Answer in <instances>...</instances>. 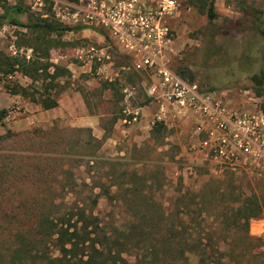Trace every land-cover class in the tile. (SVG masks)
<instances>
[{
	"label": "rangeland",
	"instance_id": "rangeland-1",
	"mask_svg": "<svg viewBox=\"0 0 264 264\" xmlns=\"http://www.w3.org/2000/svg\"><path fill=\"white\" fill-rule=\"evenodd\" d=\"M178 2L182 9L176 20L171 21L175 40L169 61L171 69L178 73L185 68V73L193 74L201 88H214L215 96L231 108L264 114V75L259 83L251 78L264 70V38L254 29L257 24L253 22L256 16L260 17L257 23L264 22V0H215L218 15L212 21L188 0ZM5 3H20L34 14H53L67 25H79L62 18L61 9H53L54 0H0V12ZM20 19L25 22V15ZM20 30L24 32L18 26L4 23L0 28V50L6 54L19 52L28 58L33 52L19 38ZM211 34L214 39L209 41ZM63 40L65 45L50 49V60L70 72L60 78L63 88L56 107L45 110L7 91L5 85L9 80L26 84L30 82L27 77L19 73L8 78L0 75V110H6L0 121V135L6 129L24 132L0 143V158L5 156L10 166L22 170V162L28 160L44 172L29 180L15 179L2 198L16 204L20 197L34 201L43 198L46 202L53 197L56 202L70 204L84 198L87 183L111 186L112 192L117 190L115 196L121 202L127 184L141 185L143 181L148 196L166 211H174L175 223L182 218L194 241L204 244L208 252L203 257L188 252L187 259L175 264H239L230 257L232 237L238 233L222 221V212L227 208L220 194L229 190L232 183L242 196L264 195V155L239 154L235 162L225 164L212 161L198 145L204 135L195 134V119L182 115L171 117L163 139L153 140L150 130L152 122H156V105L151 101L144 103L145 88L153 76L135 70L131 57L104 29L100 32L86 27L78 32L68 31ZM106 82L111 85L105 87ZM134 111L138 112L136 120L128 122ZM86 127L95 138L90 145L86 143V133L78 130ZM61 184L73 186L74 191L50 193L46 189ZM215 184L221 186L215 191V198H203ZM98 190L94 188V192ZM177 198L183 200L178 210L174 207ZM132 208L127 203L121 205L117 199L98 197L95 211L102 220V230L115 232L123 240L124 231L136 222ZM229 215L228 210V218ZM248 232L264 242V216L251 219ZM236 248L239 247L234 246L233 250ZM263 249L264 245L252 249L244 259L239 257L240 264H262ZM152 250H126L121 256L134 262L145 255L148 262ZM235 253L239 256L238 250ZM119 263L116 258L115 264Z\"/></svg>",
	"mask_w": 264,
	"mask_h": 264
},
{
	"label": "trees",
	"instance_id": "trees-1",
	"mask_svg": "<svg viewBox=\"0 0 264 264\" xmlns=\"http://www.w3.org/2000/svg\"><path fill=\"white\" fill-rule=\"evenodd\" d=\"M188 2L205 13L210 21L218 15L215 10V0H188ZM23 15L26 17L25 22L20 19ZM256 20H260V17L256 16L253 21L257 24L254 29L264 38V22L257 23ZM4 23L24 29V32L20 30L19 38L26 41V45L33 52L27 58L19 52L6 54L0 50V75L8 78L19 73L30 80L26 84L9 80L5 85L7 91L13 95H21L45 110L56 107L58 95L63 88L60 78L69 76L70 72L67 67L50 60V49L65 45L63 36L66 32H78L87 26L67 25L53 14L46 16L34 14L28 6L20 3L2 4L0 28ZM94 29L103 32V28L94 27ZM210 39H214V34L210 35L208 40ZM185 72V68L178 71L189 81H194L193 74L187 75ZM263 75L264 70H261L251 78L255 83H259ZM108 85L111 83L106 82L105 87ZM205 90L214 91V88ZM145 98L144 103L151 100L146 92ZM5 115L6 110L1 109V122ZM78 130L86 133L87 144L90 145L95 141L90 128H78ZM166 130L167 127L162 121H156L151 127L150 136L153 140L163 139ZM22 133L24 134L6 129L5 133L0 135V143L18 138ZM27 134L33 133L27 132ZM30 162L28 160L22 162L23 170L14 169L5 156L0 158V198L4 197L3 192L10 188L9 184L15 179L29 180L36 174H44L43 169ZM10 174H13V177H10ZM84 185L87 187L84 189V198L76 199L70 204L62 200L56 202L53 197H50L48 202L43 198L34 201L20 197L16 204L11 203L9 199H0V236H2L0 248L4 249L0 250V263L6 261V264H115L118 258L121 264H139V261L143 262H140L141 264H175L187 259L188 252L208 255L205 245L194 241L182 218H179V221L177 219L175 223L173 215L176 213L166 211L162 204L148 196L143 181L141 185L127 184L126 194L121 198L123 199L121 202L115 196L117 190L112 192L111 186L104 184L89 186L87 183ZM95 187L99 188L97 192H94ZM51 188L53 187L46 189L50 193L57 190L65 193L74 191L73 186L67 187L65 184L52 190ZM229 188L220 194L227 208L222 212V221L226 227L233 226L234 231L238 233L237 237H232V244L239 247L235 249L239 251V256L233 250V246L230 257L235 263L240 264L239 257L244 259L252 249L264 245L260 238H253L248 232L250 220L264 216V195L259 196L254 193L242 196L240 192H236V186L232 183ZM219 189H221L220 184H215V188L209 194L205 193L203 198L209 200L215 198L214 193ZM100 196H105L110 201L117 199L121 205L127 203L133 207L131 210L136 222L124 231L123 240H120L115 232L107 233L102 230L100 225L102 220L95 211ZM182 201V198H177L174 203L175 209H179V203ZM199 213L201 215L202 210ZM241 229L243 230L239 231ZM252 241L256 243L253 245ZM137 248H153L148 262L145 255L134 262L121 256L124 251ZM260 253L264 255V249ZM219 254L224 256L221 252Z\"/></svg>",
	"mask_w": 264,
	"mask_h": 264
},
{
	"label": "built area",
	"instance_id": "built-area-1",
	"mask_svg": "<svg viewBox=\"0 0 264 264\" xmlns=\"http://www.w3.org/2000/svg\"><path fill=\"white\" fill-rule=\"evenodd\" d=\"M57 8L68 21L103 28L131 57L135 70L153 76L145 92L156 105L155 121L168 125L172 116L193 117L195 134L204 135L198 145L217 163H233L239 154L264 155L263 113L231 108L171 69V21L182 9L178 0H54ZM137 115L132 112L127 121Z\"/></svg>",
	"mask_w": 264,
	"mask_h": 264
}]
</instances>
